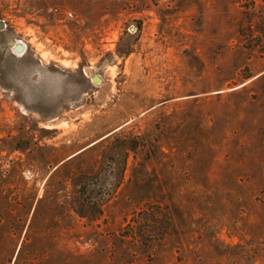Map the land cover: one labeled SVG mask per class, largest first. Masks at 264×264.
Segmentation results:
<instances>
[{
	"label": "rangeland",
	"instance_id": "obj_1",
	"mask_svg": "<svg viewBox=\"0 0 264 264\" xmlns=\"http://www.w3.org/2000/svg\"><path fill=\"white\" fill-rule=\"evenodd\" d=\"M0 23V264H264V0H0Z\"/></svg>",
	"mask_w": 264,
	"mask_h": 264
},
{
	"label": "trees",
	"instance_id": "obj_2",
	"mask_svg": "<svg viewBox=\"0 0 264 264\" xmlns=\"http://www.w3.org/2000/svg\"><path fill=\"white\" fill-rule=\"evenodd\" d=\"M92 176L93 175H89V174H83L84 179L79 183V187L76 188V192L81 195L82 197V202L79 204L81 209H78V207H72V210L77 212L79 215L82 214V211L84 208L91 206L93 204H95V201L93 200V193H94V188L92 186L93 182L92 181ZM83 216V215H81ZM144 226V227H143ZM146 225H142V224H138L139 229V233L137 231H135V233L140 234L139 237H143V231ZM133 234L134 231L132 232Z\"/></svg>",
	"mask_w": 264,
	"mask_h": 264
},
{
	"label": "water",
	"instance_id": "obj_3",
	"mask_svg": "<svg viewBox=\"0 0 264 264\" xmlns=\"http://www.w3.org/2000/svg\"><path fill=\"white\" fill-rule=\"evenodd\" d=\"M1 26H2V24L0 23V27ZM11 43L13 44L14 50L16 52H23L24 51L25 46H23L20 42L11 41Z\"/></svg>",
	"mask_w": 264,
	"mask_h": 264
},
{
	"label": "built area",
	"instance_id": "obj_4",
	"mask_svg": "<svg viewBox=\"0 0 264 264\" xmlns=\"http://www.w3.org/2000/svg\"><path fill=\"white\" fill-rule=\"evenodd\" d=\"M49 10H50L53 14L60 13V9H58V7H52V8H50ZM67 14H68V16H69L70 18L73 17V13H72V12H68Z\"/></svg>",
	"mask_w": 264,
	"mask_h": 264
},
{
	"label": "bare ground",
	"instance_id": "obj_5",
	"mask_svg": "<svg viewBox=\"0 0 264 264\" xmlns=\"http://www.w3.org/2000/svg\"><path fill=\"white\" fill-rule=\"evenodd\" d=\"M21 43H23V42H21Z\"/></svg>",
	"mask_w": 264,
	"mask_h": 264
}]
</instances>
